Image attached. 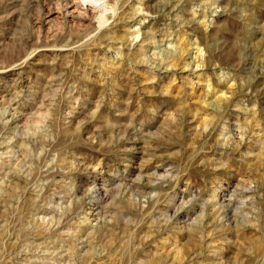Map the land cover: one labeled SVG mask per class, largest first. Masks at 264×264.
Wrapping results in <instances>:
<instances>
[{"label":"rangeland","instance_id":"rangeland-1","mask_svg":"<svg viewBox=\"0 0 264 264\" xmlns=\"http://www.w3.org/2000/svg\"><path fill=\"white\" fill-rule=\"evenodd\" d=\"M84 1L0 0V264H264V0Z\"/></svg>","mask_w":264,"mask_h":264},{"label":"bare ground","instance_id":"bare-ground-1","mask_svg":"<svg viewBox=\"0 0 264 264\" xmlns=\"http://www.w3.org/2000/svg\"><path fill=\"white\" fill-rule=\"evenodd\" d=\"M84 1V0H83ZM74 3V2H73ZM81 3V2H80ZM84 5L87 7L89 11L91 10H99L106 8V1L103 4L99 3V0H85ZM84 6V7H85ZM113 17V16H112Z\"/></svg>","mask_w":264,"mask_h":264}]
</instances>
